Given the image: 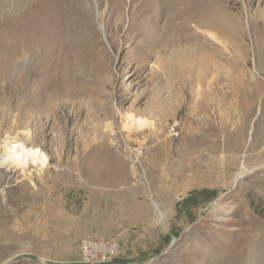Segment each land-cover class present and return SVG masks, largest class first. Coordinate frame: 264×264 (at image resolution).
<instances>
[{
    "label": "rangeland",
    "instance_id": "obj_1",
    "mask_svg": "<svg viewBox=\"0 0 264 264\" xmlns=\"http://www.w3.org/2000/svg\"><path fill=\"white\" fill-rule=\"evenodd\" d=\"M179 1L0 0V151L27 154L0 167V264H84L85 238L111 264H264V0ZM186 17L222 41L216 85Z\"/></svg>",
    "mask_w": 264,
    "mask_h": 264
},
{
    "label": "bare ground",
    "instance_id": "obj_2",
    "mask_svg": "<svg viewBox=\"0 0 264 264\" xmlns=\"http://www.w3.org/2000/svg\"><path fill=\"white\" fill-rule=\"evenodd\" d=\"M162 1V0H161ZM179 1V0H178ZM182 1V0H181ZM166 2V1H165ZM180 2V1H179ZM159 3V1H154L153 4L151 2V5L152 7L153 6H156L157 4ZM161 4V3H160ZM204 4L205 2L203 0H199V2L196 1V6L198 7H201V9L204 7ZM166 7V6H165ZM164 9V8H163ZM185 10V9H184ZM196 10V9H195ZM187 11V10H186ZM201 11V10H200ZM163 12H162V9H159L157 11V14H158V17H160L159 15H161ZM172 13V12H170ZM196 13V12H195ZM165 14V13H164ZM197 14V13H196ZM202 14V13H201ZM167 15V14H166ZM178 15V14H177ZM194 15V14H192ZM198 15V14H197ZM168 16V15H167ZM170 16V15H169ZM176 16V14H175ZM170 17L168 18V22L167 23H164V26L165 28H163L164 30L162 29H155V25H156V20L152 19L151 21V26L150 27H147L146 25V28L149 29V32L146 37H145V43L149 42V41H152L154 39L160 41L162 40L163 38L166 37V34L165 32H167L166 30V27L168 25V27L170 26V22L169 21H174L176 19H181L182 17ZM180 16V15H178ZM195 16V15H194ZM194 16H191V17H194ZM191 17L188 19V17H186L187 19H185L184 21L182 22H178V24L176 26H178V28L180 29H187L188 31L186 32H191V35L188 36L186 38L187 42L186 43L187 45L191 43V41L193 39H195V44H196V48H191V50H195V52L200 55L198 56L197 58H200L198 60H193L191 61L190 63H194V62H202L206 59H209L210 60V64L208 66H205L204 63H198V64H203V65H200L198 66V69L194 68L195 72H196V79H195V85H199V88L201 89L202 87V84H204L203 80L209 78L210 76H212V79H213V84L214 83H217L219 82V79H220V76H219V64L217 63V59H219V56L221 55L222 53V41L220 40V37L218 36V34L216 33H210L207 31L206 33V29L209 28L206 24H205V20H200L199 18H192ZM162 18V17H161ZM196 19V21H194ZM158 21V20H157ZM167 21V20H166ZM191 23V24H190ZM196 24V25H195ZM190 25V26H189ZM140 27V26H139ZM162 27V25H161ZM167 27V28H168ZM189 27V29L187 28ZM141 28V27H140ZM145 28V29H146ZM144 31V30H143ZM165 31V32H164ZM174 32V31H173ZM145 33V31H144ZM168 33V32H167ZM143 34V32L141 33V35ZM206 35L208 36V39H210L211 42L209 41H206L204 38H206ZM167 39V38H166ZM171 41H173L171 39ZM181 44V42H180ZM154 46L153 43L151 42L150 43V47ZM185 46V45H184ZM176 47V46H175ZM222 47V48H221ZM185 48V47H184ZM206 48L209 49L211 51V55H208L207 52H206ZM220 49V50H219ZM183 50V49H181ZM157 52V51H156ZM155 53V52H154ZM170 53V52H169ZM168 53V54H169ZM157 55V54H156ZM171 58V57H170ZM171 61V59L169 60ZM157 62V61H156ZM187 71V70H185ZM216 85V84H214ZM204 90V89H203ZM248 117H249V113L247 111H245L243 113V125L246 126V123L248 121ZM127 124H130L131 126H135L137 128H142L146 125V121L143 120V119H133L131 117H128V121L126 122ZM126 127V126H125ZM244 127V126H243ZM9 145L6 150V152H8L9 154V158L11 160H16V161H19L20 159V154H22V156L24 155H27L26 153L22 152L21 148L15 144L14 142H9ZM7 155V154H6ZM4 154V156H6ZM9 159V160H10ZM6 157H4V162H3V166H15V165H11L10 161H9ZM22 160V159H21ZM13 164V163H12ZM17 164V163H16ZM19 164V163H18ZM245 169V168H244ZM242 174V172H240ZM239 173V174H240ZM237 180H239L241 177L240 175H237L236 176ZM158 209V208H157Z\"/></svg>",
    "mask_w": 264,
    "mask_h": 264
},
{
    "label": "built area",
    "instance_id": "obj_3",
    "mask_svg": "<svg viewBox=\"0 0 264 264\" xmlns=\"http://www.w3.org/2000/svg\"><path fill=\"white\" fill-rule=\"evenodd\" d=\"M4 157V153L0 151V167H4ZM117 252L118 244L114 241L85 238L79 245L80 261L84 264H111Z\"/></svg>",
    "mask_w": 264,
    "mask_h": 264
}]
</instances>
